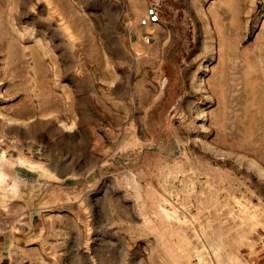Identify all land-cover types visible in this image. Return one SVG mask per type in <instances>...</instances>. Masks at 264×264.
Wrapping results in <instances>:
<instances>
[{
  "label": "rangeland",
  "instance_id": "374dc122",
  "mask_svg": "<svg viewBox=\"0 0 264 264\" xmlns=\"http://www.w3.org/2000/svg\"><path fill=\"white\" fill-rule=\"evenodd\" d=\"M41 1L0 0V141L8 128L15 144L30 136L32 152L45 145L47 161L126 164L90 171L87 202L100 222L110 211L134 216L128 236L138 243L127 252L138 264H264V0H175L184 47L205 53L201 105L184 88L173 91V105L145 114L126 84L120 153L117 122L101 125L112 135L99 140L108 154L79 147L88 139L78 132L96 121L87 99L93 75L74 71L86 64L70 46L85 34L88 12L63 0L56 22ZM29 64L47 72L18 71ZM60 65L66 72H56Z\"/></svg>",
  "mask_w": 264,
  "mask_h": 264
},
{
  "label": "crops",
  "instance_id": "0c3cea01",
  "mask_svg": "<svg viewBox=\"0 0 264 264\" xmlns=\"http://www.w3.org/2000/svg\"><path fill=\"white\" fill-rule=\"evenodd\" d=\"M41 2L47 13L55 12L57 22V14L64 9L63 0ZM71 3L88 12L87 30L78 37V46L72 43L70 48L77 63L86 64L74 71L93 75L87 83V99L93 101L91 113L96 114L95 125L88 121L83 132H78L80 138L88 139L80 142V148L86 146L80 153L93 154L96 150L110 153V147L105 150V144L101 145L99 140L112 137L110 128L101 126L108 123L110 127L112 121L118 124L113 131L119 145L114 153L121 152V139L127 136L126 84L138 91L145 114L154 105H173V91L184 88L194 93V104L201 105L198 93L206 80L202 73L205 53L184 47L179 27L185 20L173 17L178 10L175 0H71ZM34 56L45 61L40 51L34 52ZM54 57L58 60L60 55L56 53ZM56 68V72H66L64 65ZM18 71L41 74L47 72V67L29 64ZM2 137L0 264H138L127 252L138 243L128 236L137 230L134 216L110 211L100 222L87 202V194L92 192L95 182L90 171L115 166L120 169L126 164L80 161L72 164L63 158L47 161L46 146L39 143L32 152L30 136L19 138L15 144L14 130L7 128ZM35 154L39 157L35 158ZM15 158L17 162L13 161ZM139 166L149 168L148 164ZM104 174L98 172L97 180Z\"/></svg>",
  "mask_w": 264,
  "mask_h": 264
},
{
  "label": "bare ground",
  "instance_id": "6f19581e",
  "mask_svg": "<svg viewBox=\"0 0 264 264\" xmlns=\"http://www.w3.org/2000/svg\"><path fill=\"white\" fill-rule=\"evenodd\" d=\"M247 76V75H246ZM247 81H249L248 79H247ZM251 82H253V81H251ZM249 84H251L250 82H249ZM252 86V84L250 85V87ZM253 87V86H252ZM250 89V88H249ZM251 90H252V88H251Z\"/></svg>",
  "mask_w": 264,
  "mask_h": 264
}]
</instances>
